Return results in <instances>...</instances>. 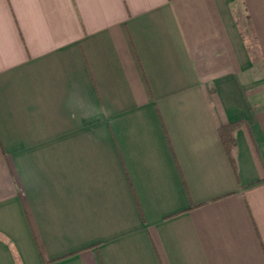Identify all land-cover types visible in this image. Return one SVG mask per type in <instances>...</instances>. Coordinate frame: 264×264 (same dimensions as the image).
Masks as SVG:
<instances>
[{
    "label": "crops",
    "instance_id": "crops-1",
    "mask_svg": "<svg viewBox=\"0 0 264 264\" xmlns=\"http://www.w3.org/2000/svg\"><path fill=\"white\" fill-rule=\"evenodd\" d=\"M0 264H264V0H0Z\"/></svg>",
    "mask_w": 264,
    "mask_h": 264
},
{
    "label": "trees",
    "instance_id": "trees-1",
    "mask_svg": "<svg viewBox=\"0 0 264 264\" xmlns=\"http://www.w3.org/2000/svg\"><path fill=\"white\" fill-rule=\"evenodd\" d=\"M238 123H239V121H233V122H229V123H226V124L218 127L219 135H220L222 142L225 146L228 157H229V159L233 165H234V158H233V155L231 153V149L233 148L234 143H235L233 131H234L235 127L238 125Z\"/></svg>",
    "mask_w": 264,
    "mask_h": 264
}]
</instances>
